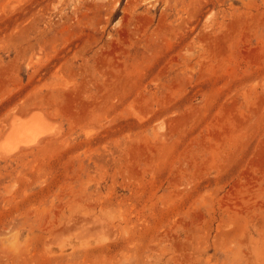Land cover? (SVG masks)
<instances>
[{
  "label": "rangeland",
  "instance_id": "1",
  "mask_svg": "<svg viewBox=\"0 0 264 264\" xmlns=\"http://www.w3.org/2000/svg\"><path fill=\"white\" fill-rule=\"evenodd\" d=\"M0 264H264V0H0Z\"/></svg>",
  "mask_w": 264,
  "mask_h": 264
},
{
  "label": "bare ground",
  "instance_id": "2",
  "mask_svg": "<svg viewBox=\"0 0 264 264\" xmlns=\"http://www.w3.org/2000/svg\"><path fill=\"white\" fill-rule=\"evenodd\" d=\"M48 118V117H47ZM44 114L40 112L34 113L25 121H14L10 140L7 141L6 149L2 151V155H9L22 148L37 144L42 137L51 133L48 128V121Z\"/></svg>",
  "mask_w": 264,
  "mask_h": 264
}]
</instances>
